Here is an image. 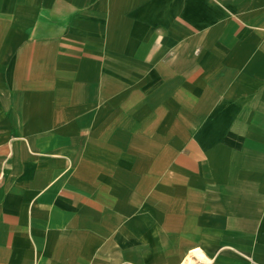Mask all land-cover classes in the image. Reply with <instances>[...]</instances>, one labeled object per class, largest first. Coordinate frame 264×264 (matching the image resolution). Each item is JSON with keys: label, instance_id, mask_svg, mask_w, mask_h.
<instances>
[{"label": "crops", "instance_id": "1", "mask_svg": "<svg viewBox=\"0 0 264 264\" xmlns=\"http://www.w3.org/2000/svg\"><path fill=\"white\" fill-rule=\"evenodd\" d=\"M195 248L264 264V0H0V264Z\"/></svg>", "mask_w": 264, "mask_h": 264}, {"label": "bare ground", "instance_id": "2", "mask_svg": "<svg viewBox=\"0 0 264 264\" xmlns=\"http://www.w3.org/2000/svg\"><path fill=\"white\" fill-rule=\"evenodd\" d=\"M196 258L199 260H206L207 256L205 255L202 249L195 248L190 251V254H188L186 258V263L192 264Z\"/></svg>", "mask_w": 264, "mask_h": 264}, {"label": "rangeland", "instance_id": "3", "mask_svg": "<svg viewBox=\"0 0 264 264\" xmlns=\"http://www.w3.org/2000/svg\"><path fill=\"white\" fill-rule=\"evenodd\" d=\"M234 23H236L238 20H233ZM243 26L240 24L239 29H241ZM238 32V31H237ZM199 53V52H198Z\"/></svg>", "mask_w": 264, "mask_h": 264}]
</instances>
